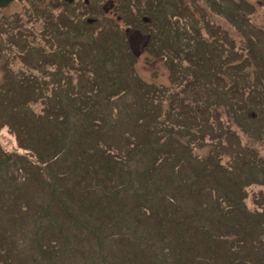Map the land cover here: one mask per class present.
<instances>
[{
	"label": "rangeland",
	"instance_id": "374dc122",
	"mask_svg": "<svg viewBox=\"0 0 264 264\" xmlns=\"http://www.w3.org/2000/svg\"><path fill=\"white\" fill-rule=\"evenodd\" d=\"M49 1L17 0L5 10L0 11V23L7 24H2L4 30L2 35L10 34L12 25L15 24L22 27L20 31L34 27L35 19L30 22L31 17L27 16V11L33 7L37 9L35 16L46 19L47 27L52 33L57 26L55 19L58 9L50 10L47 4ZM76 1L79 2L75 8L84 9L79 11L78 15V34L84 35L87 27L81 20L85 22L84 19L87 16L83 14L90 11L81 5L82 0ZM103 1L108 0H91L94 6ZM118 1L125 3L132 0ZM135 1L139 7L135 4L134 8L141 9L143 15L151 17L156 11L153 9L154 0ZM224 1L233 3L235 0H183L181 4L186 11L182 12V17H177V22L173 16L176 26H170V29L179 28L178 40H174L173 45L175 46L178 42L183 43L190 27L191 37L199 32L202 38L211 41L212 35L207 37L203 24L205 21L217 23L219 33L216 42L221 45L222 51L225 50L228 53L232 50L236 53L237 59L232 62L233 66L237 67V73L244 72L249 75L253 72L254 66L256 79L264 82V42L261 45H253L252 50L246 34L248 26L264 31V3L259 0H241L249 10L247 13L249 21H242L234 28L224 21V14L218 11L220 9L227 12L222 4ZM33 3L39 4L29 5ZM209 6H211L210 9ZM190 8H193V11H190ZM40 9H44L45 15L40 13ZM131 9L128 8L127 11ZM105 17L108 20L103 23L114 20L106 14ZM190 18L196 23L191 25ZM230 18L234 20L235 16L230 15ZM241 18L245 19V17ZM65 20H68L67 16ZM123 26V23L114 28L108 25L100 26L97 23L88 26L94 33L93 37H90V43L92 41L100 49L101 59L107 54L110 56L108 52L112 54L108 65L112 69L117 68L115 72L117 75L126 73V71L121 72L123 70L121 63L124 59L123 48H126ZM172 32H168L170 39L173 38ZM143 33L144 36L134 38V48L136 43L142 48L146 40V32ZM55 34L57 35L58 32ZM2 39L0 43L5 48L12 49L9 44L2 42ZM5 48H2L0 52V63L7 57ZM46 48L54 49V45L46 42ZM79 49L85 51V43L80 45ZM251 50L250 61L253 66L249 62ZM17 55L10 59L8 66L14 71L17 69L19 74L25 66L19 61ZM55 57L52 54L51 58L56 60ZM70 59L67 58L66 61L69 63ZM79 66L75 69L71 68L70 63L63 68L58 66L60 78L65 77L68 81L73 76L74 81L76 75H79ZM225 66L216 64L213 75H208L206 71L194 75L188 87L173 96L169 91L164 90L171 86L166 76L168 70L161 58H153L143 52L134 61L132 67H136L140 77L147 83L160 88V92L164 90L158 101L160 105L158 111L153 105L150 90L144 92L148 100L146 102L152 105L148 109L140 105L132 107V103L131 105L128 103L136 99V94L130 89H126L119 96L109 95L111 99H114V104L108 107V109L111 108L110 111H106L107 101L104 97L96 94V99L102 104L95 106L92 111L101 113V120H107L104 127H107L108 123L113 124L110 121L111 118L112 120L121 119L126 121L125 129L131 132L123 143V138L118 136L120 133L118 130L113 132V129H105L107 132L103 130L102 123L101 127L100 124L92 126L91 131L99 132L95 137L104 134L102 138L110 137L116 141L117 147L108 149L112 156L108 168L113 167V171L115 168V176L104 177L105 180L102 178L99 180L95 173V176H92V170L87 173L84 169L77 167L79 159L74 149L79 152V155L86 154L84 151L81 152V148L74 147L75 139L78 138L82 128V125L78 124L80 118L76 115L77 110L66 109L64 112L69 111L66 118L54 119L48 124L46 121L42 124L38 121L44 117V115L41 116V112L47 110V105L53 107L47 110V117L57 108L55 90H44L46 100L36 97L27 103L25 99H20V102L14 99L23 98L22 91L4 89L0 93V162L2 161L0 165V264H30V262L32 264H75L77 260L80 261L79 259L84 257L93 259V264H246V261L249 264H264V244H261L264 238V225L262 226L257 219L251 216L244 219V223H252L259 227L252 232V240L244 244H240L238 239L234 241L233 235L237 231L233 229L229 232L231 237L227 242L219 235L221 231L219 224H224L219 223L217 216L215 222L210 214L195 207L200 211L195 212L194 222L188 217L192 212L185 197L204 198L206 193L182 194L177 188L166 191L168 184L175 181L173 176L165 177L166 184L163 189L159 190L157 185L153 186V183H161L164 180L163 176H167L170 171L173 174L179 173L176 177L178 179L191 171L193 175L198 169L212 177L207 171L214 163L232 166L231 164L239 162L234 160L235 152L232 149L234 147L241 149V146H244L246 153L248 152L247 157L264 164V96L256 101L240 102L239 92L231 84L232 80L220 74ZM82 74L86 73L82 70ZM89 74L93 76L92 71H89ZM212 80L216 84L215 90L211 89ZM53 81L57 82L58 86L61 84L60 80L55 79H51L50 83ZM233 81L239 84L237 75L233 76ZM124 83L129 84L130 81H124ZM50 93L51 96H49ZM214 94L215 103H211L209 99ZM175 102L185 106L174 105ZM14 104L22 105L11 108L10 105ZM127 106L135 108L130 116L126 112ZM89 107L91 108V105ZM106 113H109L111 117H106ZM55 114L56 118L60 115L57 111ZM140 117L143 122L139 123L137 129L131 127L130 121H139ZM22 118L33 122L18 124ZM3 121H9L11 125L10 123L5 125ZM15 130H18V136L21 138L20 145L27 141L26 149L30 147L33 150H29L30 162L19 157L25 151L17 143ZM131 142L135 143V147L131 148ZM140 142L146 146L138 145ZM96 143L102 145L97 141ZM108 150L104 151V156L108 155L106 152ZM112 152L114 154H111ZM10 153L14 159L11 166ZM103 155L97 153L95 156H87L86 162L94 168L98 167L99 163L105 160ZM4 158L6 160H3ZM189 158L190 164L187 163ZM115 159L118 160L117 163L113 162ZM12 167L16 168L13 173H11ZM145 168L149 170L144 172ZM121 171L125 176L121 174ZM242 172L245 171H239V173ZM219 173L217 172V176ZM256 174L258 178L263 175L262 172H256ZM257 181L259 183L245 182L243 190L236 196L234 205H241L242 208L235 212V217L236 214L251 215L250 210L258 209L259 211L264 203V184H261L264 180ZM76 186L87 188V190H78ZM115 187H118L117 192ZM94 193L103 197L106 201L105 205L102 203L97 205L93 198H82L84 195L92 196ZM163 193H173L174 197L178 198L170 212L161 209L166 200V197L162 196ZM188 200L191 201L190 198ZM225 207L222 204L220 216ZM221 217L225 223L227 219ZM148 218L153 221V225L146 227ZM177 231L182 234L173 237L172 235H176ZM163 235L165 237L170 235L172 239L168 237L160 241ZM210 241L224 246H220L217 250H210L208 246L212 244ZM232 246L235 252H231ZM131 253L138 256L136 262L131 260Z\"/></svg>",
	"mask_w": 264,
	"mask_h": 264
},
{
	"label": "trees",
	"instance_id": "16d2710c",
	"mask_svg": "<svg viewBox=\"0 0 264 264\" xmlns=\"http://www.w3.org/2000/svg\"><path fill=\"white\" fill-rule=\"evenodd\" d=\"M181 2H182V0H155V3L153 5V9L156 11L151 16L152 17L151 18V25L154 28H161V27L166 25L165 24L166 21L173 20V16L175 18V21L177 22V17H182L181 16L182 12L186 11L183 8V5L181 4ZM121 4H123V8L126 11L128 10V8L132 7V3H130V2H128V3L125 2V3H121ZM237 7L238 8L236 10H240L241 4H239V2L237 3ZM242 7L246 8V5L243 4ZM239 19H241L242 21L243 20L249 21V19H247V18L242 19L241 17H239ZM65 23L71 29V30L68 29L69 34L66 32L64 33L65 40L68 42L70 39V45L73 47L75 46L74 43H76V42H79L80 45H82L84 35H81V37H80L78 34L79 23L73 24L72 22H69V21L65 22ZM164 31L165 30H163V28H162V32H164ZM246 31H248L246 34H248L247 35L248 36L247 41H248L250 46L255 45V44L256 45L262 44L264 42V34H263L264 31H260L259 29L253 28L251 26H248L246 28ZM192 37H193V39H196L197 43L199 42L196 35H193ZM190 48L193 51L196 49L195 45H190ZM123 51H124V49H123ZM99 53H100V49L97 48L93 44L92 41L90 43V37H89V39H87L85 41V51H82V50L78 51V54H79L78 59H80L81 61H83L85 63L84 68H83L84 71L85 72H88V71L93 72L92 77L86 76V79H84V80H92V83L88 81L87 87L89 90H92V86H93L92 95L94 97V100L88 101V98L82 97V98H78V99H75L74 101L69 102L65 106H67L68 109L69 108L72 109L73 111H75V110L78 111L76 114L80 118L78 124H81L82 128L80 129V134L78 135V138L75 139L74 143H75L76 147L82 148L81 152L84 151L86 154H88V155H86V154L81 153L79 155V152L74 149V152L79 159V163H77V167L84 169L87 173L92 170L93 171L92 176L93 175L95 176V174H96V176L98 177L99 180H100V178L105 180L104 177L113 178L115 176V168H114V171L112 170L113 167H112V169L108 168L110 166V161L112 160V156L109 154L110 151L108 149L111 147H117L116 141H115V139L110 138V137L105 138V139L102 138V136L104 134L99 136V137H95V136H97L96 133H99V132L91 131L93 129L92 126L93 125L97 126L98 124H100V127H101V123H102L103 124V130L113 129V132L118 130L120 132V133H118V136L123 138V140H124L123 143H125L127 136L131 132H129L128 130L125 129L126 121H121V119L112 120V118H111L110 121H112L113 124L108 123L107 127H104V123L107 122V120H101L102 114L95 112L96 110L92 111V109H94L95 106L102 104V102L100 100L96 99V94L104 97V99L107 101V105H105V107L107 106L106 111H110L111 108L108 109V107L110 105L112 106V104H114V99H111L109 97V95H116L117 94L118 87L121 86V83L119 81L123 82V81L129 80L130 81L129 84L132 85L134 83V79L132 78V74L129 70V66L127 65L126 62L123 61L122 62L123 66H121V67H123V71H126V73L125 74L123 73L122 75H120V74L117 75L115 73L117 68L112 69L108 65V61L112 58V54L110 52H108L110 54V56L107 54L106 57L103 58L104 59V61H103L104 63H103L102 62L103 59L100 58ZM113 66L115 67V65H113ZM170 69L172 70L171 65H170ZM234 75H237L238 79L240 81L239 84L236 83L233 86L239 92L238 93V100L240 102L243 103V102H246L248 100L256 101V99H260V97L263 98V96H264V82H262V80L256 79V77H255L256 72L255 71L251 72L249 75H246V73H244V72L237 73V70H235L233 72L226 74L225 77L232 79ZM137 85H138L137 87H133L131 90L132 93L136 94L135 98L137 99V101H136V99H134V100L128 101V103L130 105L132 103V107L135 105H140V107H144L145 109H148V107H150L152 105L150 103L146 102V101H148L146 98V95H144L143 91L140 89V86L142 87L145 84L141 81H138ZM84 89H86V88H84ZM20 91H22L24 97L23 98H14V99H19V100L23 99L24 100L25 97H27L29 94L33 93L28 88H21ZM240 97H241V99H240ZM109 98L111 100H109ZM20 105L21 104H14V105H10V107L16 108L17 106H20ZM89 105H91V108L89 107ZM153 105H154L155 109H158L159 104L157 102L153 101ZM83 106L85 108H83ZM134 110H135V108H128V106H127L126 112L130 116L132 113H134ZM60 111L63 112L62 110H60ZM107 116L111 117L109 115V113H106V117ZM135 117H138V116H135ZM61 119H63V117ZM44 121H46V123L48 124L52 120L45 117V120H42L39 122H40V124H42ZM25 122L28 123V122H33V121L30 119L22 118V120H20L18 124L24 125ZM130 122L129 123L131 124V127H133L134 129H137L139 123H142L143 120L140 117L139 121L133 120ZM246 125H248V124H246ZM105 131H107V130H105ZM96 141L101 143L102 145H98L96 143ZM127 142L128 141H126V143ZM138 145H141L143 147L146 146L142 142L138 143ZM130 146H131V148L135 147V143L131 142ZM232 149L235 152V154H234L235 162L239 161L237 164L236 163L231 164L232 166L222 165L219 168V170H217L216 168H213V173L215 175L212 177H209L205 173V171H203L201 169H198V171H195V173L193 175H192V171L185 173L182 175L183 177H181L180 179L176 178V179H174L175 181L173 183L170 182L168 184V187L166 188V191L172 190V189L174 190V188H177V189H179L178 192L179 193L182 192V194H185V193L200 194L202 192L206 193V196L204 198L190 197V196L185 197L186 200L188 201L187 203L190 206V209L192 212V214L190 216H188L189 219L194 222L193 216H194L195 212L200 211L196 208H201V211L210 214L213 217L215 222H216L215 219L217 216L218 219L220 220L219 223L224 224V225L219 224V226L221 228L219 235L222 236V240H226L228 242L229 238L231 237V234H229V232L232 231L233 229L235 231H237V233L234 234L233 237L252 240V232L255 230V228L258 229L259 227H257L256 225L254 226L252 223H244V219H247L249 216H251L252 218L257 219L258 222H260L261 225L263 226L264 225V203L261 205L259 211H258V209L250 210L251 215L250 214H248V215L236 214L237 216L235 217L234 216L235 212L238 211L239 209H241L242 206L241 205L236 206V205H234V202H235L236 196L243 190L245 182L259 183L257 180H260V181L264 180V164L261 162H258V161H252L251 157H247L246 156L247 154L240 152L239 148H237V147H234ZM94 150H95V153H94ZM105 150H108V151H106L108 154L106 156L103 155ZM97 153L102 154L104 156L105 160L101 161L99 163L98 167L94 168V167H92L91 164H88L86 162V158H87V156H95ZM111 154H114V153L112 152ZM3 160H6V158H4ZM117 161L118 160L115 159L113 162L117 163ZM187 163H189V164L191 163L190 158L188 159ZM102 164H105L107 167H105V165H102ZM0 165H2V161L0 162ZM117 169L121 170L120 168H117ZM148 170H149L148 168H145L144 172H146ZM240 170L245 171V172L239 173ZM217 172H220L222 174V176L220 173H219V176H221V177L217 176ZM256 172H262L263 173L262 177H260V178L256 177V175H257ZM121 174L123 176H125L123 174V171H121ZM178 174L179 173L175 174L174 176H177ZM100 175H103V176L100 177ZM167 175L173 176V173L170 171ZM165 177L166 176H163L164 180H162L161 183H158V182L153 183V186L157 185L159 187V190L163 189V186L166 184V183H164L166 180ZM261 184H264V181ZM115 191L117 192L118 189ZM163 194H166V193H163ZM163 194H162V196H164ZM166 195L169 196V194H166ZM174 196L175 195L172 193V196H170L171 200H168V199L165 200V202L163 203L164 205L161 208L162 211L170 212V210L173 207V203L174 204L177 203L176 201L178 198L174 197ZM85 197H87V199L93 198L97 205L100 203L105 205V203H106V201L103 200V197L98 193H94L92 196L91 195H88V196L84 195L82 198H85ZM113 197H115V196H113ZM188 198L191 199L190 202H189ZM222 204L226 206V210L222 211V213H221V216H223L227 219V221L225 223H224L225 220H223L222 217L220 216V209L222 207ZM208 220H209V218H208ZM146 221H148V224L145 225L146 227L150 224L153 225V221L150 218L146 219ZM170 225L171 224H169V226ZM157 228L159 229L160 227H157ZM171 228H172V226H171ZM181 234H182L181 232L177 231L176 235H172V234H170V235H172L173 237H178ZM169 236L165 237L163 235L161 237L160 241H163V238H168ZM169 238L172 239L171 237H169ZM119 242H120V240H119ZM211 243L212 244L208 245V246H210V248H209L210 250H217V249H219L220 246H224L221 243H213V242H211ZM240 243L244 244V241L241 240ZM261 244H264V238H263V241L261 242ZM122 247H124V246H122ZM231 252H235V249H232ZM99 255H100V252H99ZM130 256H132L131 257L132 261H134V262L137 261L136 260L138 257L137 255H135L134 253H131ZM79 260L80 261L77 260V262L75 264H93V259H91L90 257H84V258H81ZM30 264H32V263L30 262ZM136 264H138V263H136ZM246 264H249L248 261H246Z\"/></svg>",
	"mask_w": 264,
	"mask_h": 264
},
{
	"label": "water",
	"instance_id": "95a60500",
	"mask_svg": "<svg viewBox=\"0 0 264 264\" xmlns=\"http://www.w3.org/2000/svg\"><path fill=\"white\" fill-rule=\"evenodd\" d=\"M10 1L11 0H0V6H6Z\"/></svg>",
	"mask_w": 264,
	"mask_h": 264
},
{
	"label": "flooded vegetation",
	"instance_id": "af4514ba",
	"mask_svg": "<svg viewBox=\"0 0 264 264\" xmlns=\"http://www.w3.org/2000/svg\"><path fill=\"white\" fill-rule=\"evenodd\" d=\"M106 7H108V5H106ZM113 8V7H112ZM109 12H113V9L109 10Z\"/></svg>",
	"mask_w": 264,
	"mask_h": 264
}]
</instances>
